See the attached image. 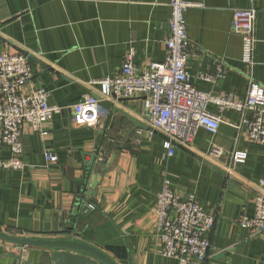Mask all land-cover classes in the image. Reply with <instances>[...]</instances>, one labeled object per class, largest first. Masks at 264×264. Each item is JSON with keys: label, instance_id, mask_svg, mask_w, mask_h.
I'll list each match as a JSON object with an SVG mask.
<instances>
[{"label": "crops", "instance_id": "obj_1", "mask_svg": "<svg viewBox=\"0 0 264 264\" xmlns=\"http://www.w3.org/2000/svg\"><path fill=\"white\" fill-rule=\"evenodd\" d=\"M185 1L197 4L185 12L193 86L241 100L248 76L264 88V0ZM168 2L0 0V53L24 54L31 67L20 92L44 88L49 104L60 107L38 127L23 123L24 167L0 168V231L76 240L116 264H176L162 256L155 233V204L167 179L182 200L194 194L214 217L204 264H264V235L249 237L241 225L254 215L264 176V145L251 141L241 125L250 111L208 104L221 120L217 132L199 128L188 145H175L172 156L162 134L125 117L148 126L143 95L105 99L121 113L110 109L94 127L72 121L71 106L85 95L98 96L97 80L116 76L130 48L138 71L165 58ZM236 8L256 10L252 66L241 61V37L231 30ZM45 152L56 160L47 161ZM234 152H244V161L235 162ZM8 157L0 145V158ZM44 252L0 241V264H15L12 254L45 264Z\"/></svg>", "mask_w": 264, "mask_h": 264}, {"label": "built area", "instance_id": "obj_2", "mask_svg": "<svg viewBox=\"0 0 264 264\" xmlns=\"http://www.w3.org/2000/svg\"><path fill=\"white\" fill-rule=\"evenodd\" d=\"M169 36L165 40L166 55L161 62H150L138 71L133 62L134 50L126 53L116 76L97 80L99 95H85L71 106L72 121L76 125L94 127L106 113L102 100L109 97L131 98L143 95L149 133L162 134L167 156L174 154L175 145H188L197 130L202 128L210 134L218 130L220 117L207 110L208 104L219 111L232 108L240 113L250 111L252 117L243 119L241 125L248 138L264 145V88L248 76V88L244 99L231 94L215 95L196 89L187 72L189 39L186 32L185 12L192 4L185 0H169ZM254 8L233 10L231 30L241 37V61L253 65L255 44ZM32 77L31 67L24 54L0 53V145H4L8 158H0V168L22 169L24 167L22 125L34 127L53 118L60 107L49 104L48 92L37 88L28 93L20 89ZM211 79V78H208ZM215 156L220 148L213 145ZM246 154L234 152L232 159L243 162ZM47 161H55L51 152H45ZM258 192L254 197V215L241 225L249 237L264 235V176L258 180ZM157 241L163 257L176 264H204L211 247L210 232L214 217L199 204L194 194L184 200L169 187L165 179L155 204Z\"/></svg>", "mask_w": 264, "mask_h": 264}, {"label": "water", "instance_id": "obj_3", "mask_svg": "<svg viewBox=\"0 0 264 264\" xmlns=\"http://www.w3.org/2000/svg\"><path fill=\"white\" fill-rule=\"evenodd\" d=\"M101 102L107 114L110 109H112V112L121 113V111L112 106L109 101L102 100ZM125 117L131 120L135 124V127L146 129L149 128L148 126L139 124L136 120H134V118H131L127 115H125ZM93 160L94 155H91V161L87 164L91 166ZM96 182L97 179H94L92 183L93 188ZM89 194L93 195L94 191H90ZM0 241L22 247L27 246L42 248L43 250H45V252L43 253L45 264H116L109 256H107L102 251L88 244L72 239L15 236L0 231ZM11 256L16 260L15 264H30L28 262H22L21 255L19 254H12Z\"/></svg>", "mask_w": 264, "mask_h": 264}]
</instances>
